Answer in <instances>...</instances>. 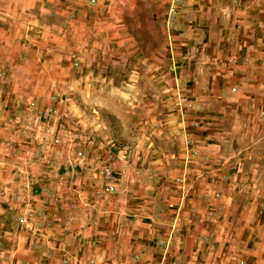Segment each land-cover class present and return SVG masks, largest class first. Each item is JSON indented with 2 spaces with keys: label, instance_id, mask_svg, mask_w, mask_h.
<instances>
[{
  "label": "rangeland",
  "instance_id": "rangeland-1",
  "mask_svg": "<svg viewBox=\"0 0 264 264\" xmlns=\"http://www.w3.org/2000/svg\"><path fill=\"white\" fill-rule=\"evenodd\" d=\"M263 1L0 0V264H264Z\"/></svg>",
  "mask_w": 264,
  "mask_h": 264
},
{
  "label": "crops",
  "instance_id": "crops-1",
  "mask_svg": "<svg viewBox=\"0 0 264 264\" xmlns=\"http://www.w3.org/2000/svg\"><path fill=\"white\" fill-rule=\"evenodd\" d=\"M260 3L263 0H259ZM264 2V1H263ZM257 6H260L257 4ZM242 77V79H241ZM239 77V82L243 83V76ZM80 209V208H79ZM83 213V211L80 209L78 211V214ZM81 218V215H79V217L77 218L78 220ZM160 223L162 224V226L160 227H166L167 229H171V226L173 224L172 221H169V218L164 219L163 221H160ZM52 227V226H50ZM55 227H58V225H55ZM73 230V226H68L66 227L67 230ZM77 228V226H76ZM71 230V231H72ZM80 238V237H79ZM76 242V241H74ZM124 247L126 248V244L128 249H133L134 251L137 250L136 252L139 253H143L144 256H142V258L145 261V264H150V262L152 261L151 259V252H155V253H159L160 250H162V248L160 249L157 246V243H123ZM196 243L193 239H191L190 243H170V248L167 251L166 254V263H180L181 260H185V257H188L187 259L189 260H193L195 259V257L197 256V253H199L200 249L197 250L196 248ZM197 251V252H196ZM262 255V254H261ZM264 259V257H263ZM154 260V259H153ZM264 263V261H263ZM253 264V263H252ZM258 264V263H257Z\"/></svg>",
  "mask_w": 264,
  "mask_h": 264
},
{
  "label": "built area",
  "instance_id": "built-area-1",
  "mask_svg": "<svg viewBox=\"0 0 264 264\" xmlns=\"http://www.w3.org/2000/svg\"><path fill=\"white\" fill-rule=\"evenodd\" d=\"M231 92L234 93L235 92V88H232ZM102 173H103V170H102ZM104 175H105V177L110 178V170H109V168L104 169Z\"/></svg>",
  "mask_w": 264,
  "mask_h": 264
}]
</instances>
